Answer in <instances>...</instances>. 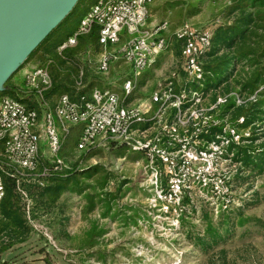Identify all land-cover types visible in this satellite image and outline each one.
I'll list each match as a JSON object with an SVG mask.
<instances>
[{"label":"rangeland","instance_id":"1","mask_svg":"<svg viewBox=\"0 0 264 264\" xmlns=\"http://www.w3.org/2000/svg\"><path fill=\"white\" fill-rule=\"evenodd\" d=\"M176 1L154 0L151 7L148 27L156 28L163 22H169L168 31L164 34L166 38L186 21L177 10H170L169 5ZM200 8L199 15L187 20L198 30L212 32L218 25L231 23L233 20H225L220 6L211 7L206 2L200 4ZM81 17L77 12L71 22L64 25V31L73 34L79 27ZM129 39L124 31L121 42L112 50L119 52ZM47 48L48 44L11 80L10 86L24 85V71L36 63L43 64L47 59L43 57ZM100 57L99 52L83 54L79 58L80 69L86 75V87L92 85L94 88L114 91L123 98V85L132 80L136 83L135 93L130 99L135 102L132 105L134 108L136 105L150 103L157 86L171 78L182 59L168 49L158 57V65L144 70L136 79L133 69L122 61L113 63L106 74L100 73ZM248 70V67L244 69L242 65H237L236 80L244 78ZM230 84L231 95L236 94L238 87L233 79ZM262 91L263 88L255 94H236L238 108L224 117L222 110L213 112V116L223 126L237 130L242 138L239 145L230 150V155L227 154L230 159H220L217 163L218 172L230 180L229 186L233 192L232 211L227 214L231 215L234 223L229 239L218 243L209 239L203 241L206 239L207 223L220 226L224 211L219 201L207 196L201 186L186 178L180 206L167 204L162 196L168 190V179L163 168L159 166L153 171L146 158L140 159L142 156L139 153L126 150L124 154H120L119 147L111 145L96 149L98 156L83 162L80 168L84 171L101 165L110 174L111 179L105 192L116 194V199L111 201L112 212L105 215L106 202H100L108 197L98 196L100 193L95 189L96 177L85 179V191L81 196L67 192L51 210L38 205L36 215L39 217L32 222L34 232L31 237L0 256V264H264V162L261 168L255 169L245 167L243 161H237L239 147H264V114L260 122L247 125L239 110L241 106L247 109L257 102L258 94ZM216 93L222 98L229 96L223 89ZM213 94L214 92L210 96ZM50 99L52 107L56 100L54 97ZM211 105L213 103L209 99L206 106L208 108ZM260 110L264 112V108ZM44 113L42 112V117ZM154 134L155 130L148 131L147 139ZM80 135L81 127L71 128V133L65 140L61 155L68 166L79 163L84 154L77 150ZM250 139L253 140L249 141ZM137 140L142 141L141 138ZM260 150L264 152V148L255 151V161L259 160L258 157L264 160V153ZM42 154L44 158L49 156L45 145ZM171 157L176 160L192 158L189 150L175 151L171 153ZM195 162L197 168L201 166L199 160ZM155 172L159 174L157 179ZM86 195L96 196L94 202L97 205L95 211L88 215H85L89 205ZM95 223L99 228H104L107 234L96 240L94 248L87 249L84 242ZM220 228L219 234L225 236L226 226ZM100 252L103 253V259L100 258Z\"/></svg>","mask_w":264,"mask_h":264},{"label":"built area","instance_id":"2","mask_svg":"<svg viewBox=\"0 0 264 264\" xmlns=\"http://www.w3.org/2000/svg\"><path fill=\"white\" fill-rule=\"evenodd\" d=\"M153 3L154 0H99L82 17L78 29L56 50L62 53L76 47L80 37L98 27L102 48L98 71L106 74L113 63L122 61L133 69L137 79L144 70L156 65L166 49L162 33L168 30L169 24L148 27ZM124 31L130 39L119 52L113 51ZM176 36L182 43L185 72L200 85L205 77L202 57L210 49L213 34L187 22L177 30ZM82 77L83 72L77 83L79 87H82ZM23 79L26 90L38 97L45 113L42 117L18 99L0 97V201L5 197L3 174L10 168L14 170L13 177L30 179L41 187L53 173L67 169L68 164L61 155L63 146L71 128L81 127L78 151L124 146L130 151L142 152L153 171L161 166L168 179V190L162 195L167 204L180 206L188 178L201 186L207 196L219 201L224 212L232 209L230 180L218 172L217 163L228 159L232 145H239L242 138L237 130L223 126L213 116L226 102L225 98L218 97L217 103L207 108L210 94L200 96L186 89L177 92L176 85L181 81L174 72L169 80L157 86L150 98L151 107L146 111L140 106L132 107L130 99L136 89L132 80L124 83L123 98L114 91L96 87L89 97H82L79 102L62 95L52 108L45 96L53 86L48 67L36 63L24 71ZM219 127L222 133L213 134L211 129ZM150 130H155V134L148 140L146 135ZM44 145L52 166L44 168L38 179L36 173ZM187 150L192 158L171 157L175 151ZM196 160L201 162L198 168ZM158 177L156 174L155 179ZM23 195L31 205L28 196L24 192Z\"/></svg>","mask_w":264,"mask_h":264},{"label":"trees","instance_id":"3","mask_svg":"<svg viewBox=\"0 0 264 264\" xmlns=\"http://www.w3.org/2000/svg\"><path fill=\"white\" fill-rule=\"evenodd\" d=\"M97 1L99 0L92 2L87 0L80 1L71 15L27 61L28 63L48 44V48L44 50L43 56L47 57L43 64L48 67L53 82L52 89L45 95L48 101L53 97L57 101L60 96L66 94L72 101L79 102L82 97H89L91 91L94 89L92 85L88 88L85 85L86 75L80 69L81 63L79 58L81 55H86L87 53H102V48L99 45V28L94 27L88 35L80 37L78 45L74 48L66 49L62 53H58L56 49L70 36V34L64 31V25L71 22L77 12L83 17ZM206 2L211 7L220 6L225 20H233L231 23L218 25L212 31L213 36L210 49L202 57L205 77L200 85L189 79L184 69V61L181 59L179 68L175 71L181 81L176 85L177 92L186 89L196 91L200 96H206L214 92L210 96V99L215 104L218 99L216 91L223 89L224 93H229L227 94L229 96L225 98L226 102L220 105L217 110H222V116L224 117L231 110L238 108L236 94H255L263 88V91L258 94L259 100L257 102L252 103L247 109L242 106L239 107L247 125L260 122L261 116L264 114L260 110L264 108V0H177L171 3L169 7L170 10H177L182 19L186 20L183 21L179 28L186 24L187 20L199 15L201 13L200 4ZM179 28L171 32L168 38L164 36L168 30L163 32L162 38L166 40L165 51L169 49L182 58V43L176 36ZM237 65H242L244 69L246 67L249 68L245 73V77H240L239 81L236 80L238 76L236 74ZM81 72H83L82 87H79L77 83L80 81ZM232 79L238 90L236 94L231 95L230 82ZM11 80L6 83V92L0 94V97L9 96L18 99L29 109L36 110L42 116V112H45V110L41 108L38 97L26 90L25 82H23V86L19 84L10 86ZM55 102L52 104V108ZM222 127L212 128L211 131L217 135L222 133ZM252 140L250 139L249 141ZM235 147L237 146L232 145V148ZM258 149L250 146L239 147V151L237 150V161H243L244 166L247 168H261L264 162L263 158L258 157V161L254 160L255 151ZM126 150L128 148L124 146H119L118 148L120 154H124ZM260 151L264 153L263 150ZM135 153H139L142 156L140 159L145 158L142 152ZM97 156L98 151L96 149L85 151L79 163L73 166L69 165L61 173H53L44 180L45 186L43 187L30 181V179H17L13 177L14 170L11 168L3 174L5 197L0 201V256L14 246L28 241L31 237L34 232L32 222L39 217L36 215L39 208L38 205L51 210L55 208L61 197L67 192L76 193L81 196L85 191V183H83L85 179L96 177L95 189L100 193L98 196L102 197L101 195H105L108 197L107 200H101L100 202H106L105 215H109L112 212L111 201L116 199V194L105 192L111 179L110 174L101 165L92 166L84 171L80 168L83 162H87L89 159ZM51 166V161L42 157L36 178L41 175L44 168ZM23 192L28 196L31 205L25 199ZM85 197L89 200V205L85 212V215H88L95 211L97 207L94 202L96 196L86 195ZM228 211L221 215L222 224L220 226H215L212 222L207 223L205 229L206 239H203V241L209 239L214 241V243H218L220 240L229 239L231 232H233L234 223L231 215H227L231 213L232 209ZM238 218L241 220L240 215ZM221 226H226L225 236L219 234ZM106 234L107 231L104 228H99L95 223L90 232L87 233V240L84 242V245L87 249H92L96 246V240L104 237ZM101 254L100 258L103 259V253Z\"/></svg>","mask_w":264,"mask_h":264},{"label":"water","instance_id":"4","mask_svg":"<svg viewBox=\"0 0 264 264\" xmlns=\"http://www.w3.org/2000/svg\"><path fill=\"white\" fill-rule=\"evenodd\" d=\"M82 0H0V94Z\"/></svg>","mask_w":264,"mask_h":264},{"label":"crops","instance_id":"5","mask_svg":"<svg viewBox=\"0 0 264 264\" xmlns=\"http://www.w3.org/2000/svg\"><path fill=\"white\" fill-rule=\"evenodd\" d=\"M156 65H158V63H156ZM149 100V99H148ZM133 104H135V102L134 101H132V105ZM137 107H139L140 106V109H142V110H144V111H146L147 109H149V107H151V105L149 104V102L147 103V104H145V103H143V104H141V105H136Z\"/></svg>","mask_w":264,"mask_h":264}]
</instances>
